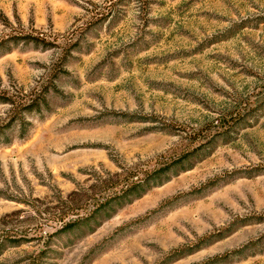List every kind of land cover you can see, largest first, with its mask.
<instances>
[{
	"label": "rangeland",
	"instance_id": "obj_1",
	"mask_svg": "<svg viewBox=\"0 0 264 264\" xmlns=\"http://www.w3.org/2000/svg\"><path fill=\"white\" fill-rule=\"evenodd\" d=\"M15 88L50 110L0 144L11 238L53 232L32 205L91 171L202 150L94 232L0 264H264V0H0V91Z\"/></svg>",
	"mask_w": 264,
	"mask_h": 264
},
{
	"label": "trees",
	"instance_id": "obj_2",
	"mask_svg": "<svg viewBox=\"0 0 264 264\" xmlns=\"http://www.w3.org/2000/svg\"><path fill=\"white\" fill-rule=\"evenodd\" d=\"M21 39L44 48L50 46L45 39L32 35H21ZM0 104L8 107L5 116L0 119V144H10L12 142L10 132L14 130H17L19 138L24 139L31 126L28 116L35 114L43 116L44 112L50 110L46 91L39 89L30 92L16 88L14 92L2 90ZM201 150L202 146L171 161L163 160L154 167L119 165V170L114 173L107 170L91 171L90 177L83 184H77L76 188L67 195L57 192L50 197V200L36 199L32 206L40 226H51L54 231L46 232L45 236L40 231L39 238H27L25 235L11 238L6 229L12 227V223L4 222L1 225L4 229H0L2 233L0 254L8 247H20L38 240V242L43 241L39 254L46 255L55 252L51 247L55 239L67 237L71 243V236L83 237L94 232L105 220L111 218L118 208L141 198L153 187L164 184L180 169L192 168L191 157ZM19 213L18 211L15 215ZM242 251L243 249L240 250Z\"/></svg>",
	"mask_w": 264,
	"mask_h": 264
}]
</instances>
